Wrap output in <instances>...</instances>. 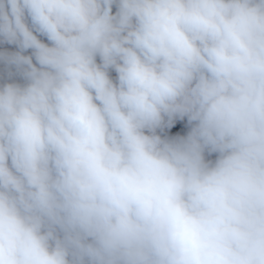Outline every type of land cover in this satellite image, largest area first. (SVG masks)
Returning <instances> with one entry per match:
<instances>
[{
  "label": "clouds",
  "instance_id": "9594fccd",
  "mask_svg": "<svg viewBox=\"0 0 264 264\" xmlns=\"http://www.w3.org/2000/svg\"><path fill=\"white\" fill-rule=\"evenodd\" d=\"M0 264H264V0H0Z\"/></svg>",
  "mask_w": 264,
  "mask_h": 264
},
{
  "label": "rangeland",
  "instance_id": "374dc122",
  "mask_svg": "<svg viewBox=\"0 0 264 264\" xmlns=\"http://www.w3.org/2000/svg\"><path fill=\"white\" fill-rule=\"evenodd\" d=\"M186 130H187V128H186V122H185V127L183 128V131H186ZM169 131H174V129L169 130Z\"/></svg>",
  "mask_w": 264,
  "mask_h": 264
}]
</instances>
